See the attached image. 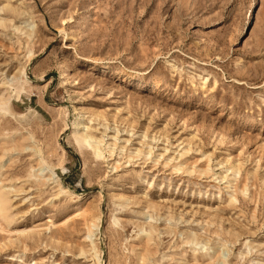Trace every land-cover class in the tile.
<instances>
[{
  "label": "rangeland",
  "instance_id": "1",
  "mask_svg": "<svg viewBox=\"0 0 264 264\" xmlns=\"http://www.w3.org/2000/svg\"><path fill=\"white\" fill-rule=\"evenodd\" d=\"M0 96V264H264V0H0Z\"/></svg>",
  "mask_w": 264,
  "mask_h": 264
},
{
  "label": "bare ground",
  "instance_id": "2",
  "mask_svg": "<svg viewBox=\"0 0 264 264\" xmlns=\"http://www.w3.org/2000/svg\"><path fill=\"white\" fill-rule=\"evenodd\" d=\"M13 79H14V77H12L10 80H7V81L3 82V85L4 84H7L8 87L12 86L13 85V82H12ZM10 82H12V83H10ZM7 106H8V99H5V100H2L1 99L0 100V108H3V109L6 110L7 109ZM3 204H4V200L2 198H0V207H2ZM96 261L98 263V259Z\"/></svg>",
  "mask_w": 264,
  "mask_h": 264
}]
</instances>
